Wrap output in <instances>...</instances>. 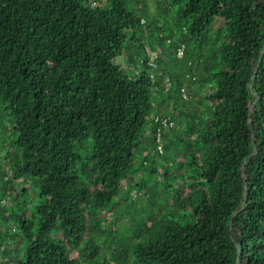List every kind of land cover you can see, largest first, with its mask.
Instances as JSON below:
<instances>
[{"label": "trees", "instance_id": "trees-1", "mask_svg": "<svg viewBox=\"0 0 264 264\" xmlns=\"http://www.w3.org/2000/svg\"><path fill=\"white\" fill-rule=\"evenodd\" d=\"M171 2L0 0V264H264V0Z\"/></svg>", "mask_w": 264, "mask_h": 264}, {"label": "rangeland", "instance_id": "rangeland-1", "mask_svg": "<svg viewBox=\"0 0 264 264\" xmlns=\"http://www.w3.org/2000/svg\"><path fill=\"white\" fill-rule=\"evenodd\" d=\"M101 1V0H99ZM144 2L146 3V5H148L149 9H150V14L145 18V23H150L152 22V20L157 19L160 23L166 24L168 26V28L173 29L174 30V35L171 37L168 32L165 31V33H163V38H162V42L164 43V45L162 46L161 43H157V49H161L162 51H158V55L162 54L163 57L170 59V53H171V49L169 48V40L171 38L173 39H178L181 37V24H178L175 21V11L178 8V4H173L171 2V0H162V5L158 6V0H144ZM148 3V4H147ZM141 10V9H140ZM139 13H142V10L139 11ZM149 27H146V30L144 31L146 33L149 32ZM146 44H148L149 42L146 40L145 41ZM162 43V44H163ZM149 45V44H148ZM166 46V47H165ZM150 47V45H149ZM152 48V47H151ZM188 60V56H186V59H184V62ZM186 87V86H185ZM187 88V87H186ZM194 90V89H193ZM193 93V92H191ZM149 134H147L146 136H148ZM145 141V140H144ZM149 144V143H148ZM147 144V142H142L139 145L138 148V152H136V155L134 157V162L136 165L141 164L142 162V156L144 155V153L148 150L151 151V147H155V143L149 147V145ZM5 149H2L1 152L4 153ZM157 158V157H156ZM157 160V159H156ZM159 161V160H158ZM160 169V168H159ZM141 173H143V170L140 171ZM141 177L139 175H134L129 181H138ZM158 182H157V187H158V193H163L165 190V183L158 177ZM147 190L150 191L151 194H155V191L152 187H148ZM129 191V189H128ZM130 195L132 197L129 198L128 200H126L125 198L120 199V203L119 206L121 207H125L123 209V213L120 217L121 223L128 225L130 223H134V221L136 219H138V214H144L147 216V210L150 209V202L148 200V198L143 195L142 192H138L136 188H133L132 190H130ZM135 201V207L133 208V206L131 205L133 203V200ZM127 205V206H126ZM133 208V209H132ZM149 215V214H148Z\"/></svg>", "mask_w": 264, "mask_h": 264}, {"label": "built area", "instance_id": "built-area-1", "mask_svg": "<svg viewBox=\"0 0 264 264\" xmlns=\"http://www.w3.org/2000/svg\"><path fill=\"white\" fill-rule=\"evenodd\" d=\"M144 20V19H143ZM185 49H186V44L182 43L180 44L177 49H176V55L179 58L184 57L185 55ZM146 51L150 54V64L154 65L155 64V58L157 57V52H153L149 46L146 47ZM184 92V96H187L186 89L183 87L182 88ZM155 121L157 122V146L158 150L160 153H163L164 151V143H163V138H162V126L165 127H170L174 125V121L166 116V115H160V114H155L154 116Z\"/></svg>", "mask_w": 264, "mask_h": 264}]
</instances>
